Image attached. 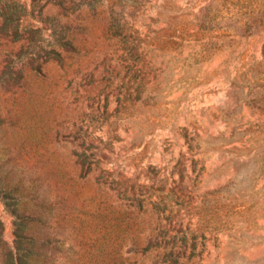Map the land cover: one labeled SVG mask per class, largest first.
I'll use <instances>...</instances> for the list:
<instances>
[{
    "label": "rangeland",
    "instance_id": "obj_1",
    "mask_svg": "<svg viewBox=\"0 0 264 264\" xmlns=\"http://www.w3.org/2000/svg\"><path fill=\"white\" fill-rule=\"evenodd\" d=\"M0 264H264V0H0Z\"/></svg>",
    "mask_w": 264,
    "mask_h": 264
}]
</instances>
